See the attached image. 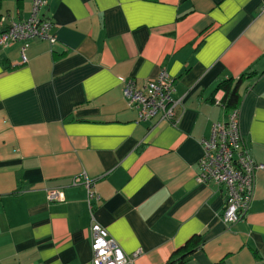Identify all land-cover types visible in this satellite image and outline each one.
<instances>
[{
  "label": "crops",
  "instance_id": "1",
  "mask_svg": "<svg viewBox=\"0 0 264 264\" xmlns=\"http://www.w3.org/2000/svg\"><path fill=\"white\" fill-rule=\"evenodd\" d=\"M57 41L0 46V264H90L93 217L134 264H264V0H46ZM32 0H4L0 31ZM164 69L175 122H137L119 78ZM238 87L244 146L262 169L242 219L225 224L223 187L195 181L200 140L224 121L218 85ZM62 200L46 201V189ZM254 252L258 259L255 258Z\"/></svg>",
  "mask_w": 264,
  "mask_h": 264
},
{
  "label": "built area",
  "instance_id": "2",
  "mask_svg": "<svg viewBox=\"0 0 264 264\" xmlns=\"http://www.w3.org/2000/svg\"><path fill=\"white\" fill-rule=\"evenodd\" d=\"M46 5V0H32L27 18L12 21L0 31V46L21 45V63L26 62L25 49L31 41L38 40L50 45L57 41L54 24L40 16V10ZM119 81L123 98L137 113V122H175L181 98L174 96L173 80L164 69L154 79L141 85L132 77H120ZM238 114V108L232 109L226 120L211 125L210 136L200 140L201 154L196 164V183L212 182L225 190L220 215L225 224H234L245 215L253 198L255 173L262 169L244 146ZM71 184L82 185L86 190V204L92 222L90 264H134L142 256V251L139 249L129 255L124 254L94 220L93 213L101 202V196L94 190L93 181L87 177H74ZM45 197L49 203L63 199L59 189H46Z\"/></svg>",
  "mask_w": 264,
  "mask_h": 264
},
{
  "label": "trees",
  "instance_id": "3",
  "mask_svg": "<svg viewBox=\"0 0 264 264\" xmlns=\"http://www.w3.org/2000/svg\"><path fill=\"white\" fill-rule=\"evenodd\" d=\"M21 0H17L18 5H20ZM4 3V0H0V8L2 4ZM254 76L253 73H246L243 74L236 82H233L231 79H228L221 84L218 85V89H222L224 92L223 98H222V106L226 111H230L232 109H236L239 106V95H238V87L242 80L244 79H250ZM199 245V240L197 238H192L190 241H188L184 247L179 251L182 252V257H179L176 262L178 264H183L182 260L186 258L190 253L193 252ZM254 256L256 259H258L257 254L254 252ZM258 264H261L258 263Z\"/></svg>",
  "mask_w": 264,
  "mask_h": 264
}]
</instances>
